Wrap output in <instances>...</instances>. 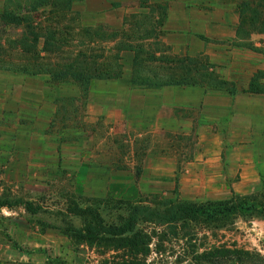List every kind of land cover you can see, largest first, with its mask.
<instances>
[{"label":"crops","instance_id":"crops-1","mask_svg":"<svg viewBox=\"0 0 264 264\" xmlns=\"http://www.w3.org/2000/svg\"><path fill=\"white\" fill-rule=\"evenodd\" d=\"M259 9L264 21V0H0V21L21 20L0 26V154L19 177L61 169L99 198L259 180Z\"/></svg>","mask_w":264,"mask_h":264},{"label":"rangeland","instance_id":"rangeland-1","mask_svg":"<svg viewBox=\"0 0 264 264\" xmlns=\"http://www.w3.org/2000/svg\"><path fill=\"white\" fill-rule=\"evenodd\" d=\"M2 24L4 22L0 21V26ZM48 27L45 25L44 28ZM16 30H11L12 36L19 34ZM48 36L51 41L65 46L71 41L70 35L61 36L59 40L51 33ZM86 37L84 34L75 39L82 42ZM13 167L0 154V198L31 201L43 208L36 215L28 213L24 206L0 209V253L21 252L22 264H120L129 261L136 264H264V219L258 216L211 224L189 220L187 228H177L176 234L171 231V224L142 222L138 229L151 233L152 238L147 248L141 251L68 238L58 229L63 225L60 212L67 209L69 195L83 194L75 190L73 176L61 169H53L46 175L19 177L21 172L17 176ZM168 189L136 190L135 195H121L120 199L140 206L160 205L167 199L196 203L228 200L239 194L262 199L264 175L261 174L257 180L237 173L234 178L201 180L198 187L181 190L175 185V188ZM126 213L124 205L119 208L101 207V214L109 224L120 223ZM67 219L75 225L81 224L79 218ZM223 250L248 252L249 256L234 253L226 256Z\"/></svg>","mask_w":264,"mask_h":264},{"label":"trees","instance_id":"trees-1","mask_svg":"<svg viewBox=\"0 0 264 264\" xmlns=\"http://www.w3.org/2000/svg\"><path fill=\"white\" fill-rule=\"evenodd\" d=\"M32 10H36L32 7ZM257 20L260 21V30L263 29L264 21L260 20L262 14L255 11ZM261 15V16H260ZM7 22L20 23V19L11 12H5ZM253 18L251 19V21ZM52 37V36H51ZM34 42L36 38L34 36ZM21 44H23L21 42ZM119 208L124 205L127 207L126 216L121 219L120 223H107L102 214L101 207ZM17 206H24L25 210L36 215L43 211L39 205H34L31 201L22 199H2L0 198V209H14ZM122 209V208H120ZM62 215V226L54 227L60 229L62 235L87 242L89 244H106L116 248H125L131 251H141L147 248L151 241V233L138 229L142 222H154L155 224H171L173 234L177 233V228L184 230L187 228L189 220H197L203 223H227L233 222L238 217L251 218L254 216L264 219V198L257 199L248 196H235L228 200L206 201L196 203L180 199H167L160 205L140 206L132 201L116 200L113 197H90L82 194H71L68 198V207ZM69 217L79 218L81 224L75 225ZM221 252V251H220ZM226 256L234 254H245L238 250H223ZM222 253V257L224 256ZM120 264H136L134 261L122 262Z\"/></svg>","mask_w":264,"mask_h":264}]
</instances>
